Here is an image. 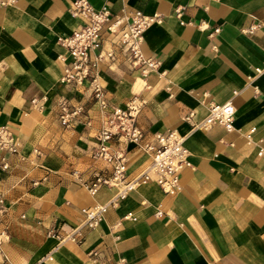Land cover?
I'll return each mask as SVG.
<instances>
[{"label": "crops", "instance_id": "crops-1", "mask_svg": "<svg viewBox=\"0 0 264 264\" xmlns=\"http://www.w3.org/2000/svg\"><path fill=\"white\" fill-rule=\"evenodd\" d=\"M71 1L0 0V126L17 143L16 151L0 149L9 262L264 264V0H89L113 15L159 16L140 45L153 66H131L119 52L93 74L106 110L135 98L146 139L176 130L189 161L176 192L138 181L94 227L82 225L81 209L107 203L117 188L86 187L112 174L93 155L102 114L87 85L71 93L59 82L66 54L59 38L78 23L68 12ZM102 37L108 50L112 37L106 30ZM61 94L85 108L71 129L58 118ZM227 101L235 107L231 129L218 122L192 128L211 104ZM109 145L125 154L126 181L151 162L133 143L112 138ZM72 226H81L82 242L49 234Z\"/></svg>", "mask_w": 264, "mask_h": 264}, {"label": "built area", "instance_id": "built-area-1", "mask_svg": "<svg viewBox=\"0 0 264 264\" xmlns=\"http://www.w3.org/2000/svg\"><path fill=\"white\" fill-rule=\"evenodd\" d=\"M69 14L78 20L73 31L59 38L66 54L61 57L64 62L60 84L69 92L76 93L78 87L87 85L95 100L99 104L102 114V127L95 135L96 149L94 156L106 160L112 167L109 177L97 175L86 187L95 192L100 184H107L117 188L114 196L104 204L82 208L83 226L94 227L102 219L109 206H116L128 192L135 188L138 181L155 180L166 193H174L180 188L179 176L181 171L189 165L188 150L184 145V137L176 130L158 132L153 140H147L146 134L137 124L140 103L132 98L124 107H114L106 110L107 102L103 96L101 85L97 82L93 70L98 62L107 59L116 60L120 52L131 66L143 64L153 66V61L142 56L140 45L143 34L150 24L159 19L158 15L148 16L140 10H132L121 15H113L110 9L103 5L99 8L92 6L89 0H72L68 6ZM106 30L112 37L111 48L104 50L102 32ZM218 28H215L217 31ZM69 58V59H67ZM35 101V99L33 100ZM58 118L65 129H71L82 121L85 114L83 104L61 94L56 99ZM193 112L185 116L190 119ZM235 115L234 105L227 101L211 104L208 114L200 121L192 123V128H204L218 122L226 129L233 127ZM89 124V119L85 120ZM252 130V129H251ZM116 138L118 143H133L139 150L148 154L150 164L138 177L126 181V157L122 150L111 149L109 141ZM17 143L12 138L6 126H0V149L16 151ZM264 155V151L258 152ZM154 174L155 177H152ZM8 206L0 194V263L11 264L2 250L3 243L8 239L7 228L3 226V218ZM131 215L130 213L127 216ZM81 226H72L64 233L49 231L51 236L60 240L82 242ZM113 264H126L123 258Z\"/></svg>", "mask_w": 264, "mask_h": 264}]
</instances>
